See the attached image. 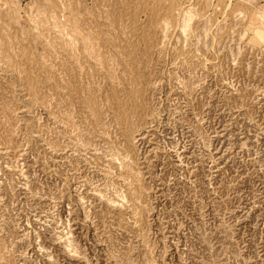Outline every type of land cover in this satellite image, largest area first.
I'll return each mask as SVG.
<instances>
[{
	"label": "rangeland",
	"instance_id": "rangeland-1",
	"mask_svg": "<svg viewBox=\"0 0 264 264\" xmlns=\"http://www.w3.org/2000/svg\"><path fill=\"white\" fill-rule=\"evenodd\" d=\"M0 264H264V0H0Z\"/></svg>",
	"mask_w": 264,
	"mask_h": 264
}]
</instances>
